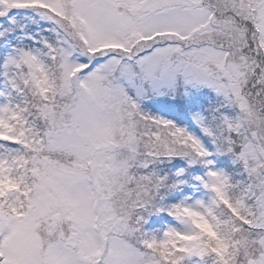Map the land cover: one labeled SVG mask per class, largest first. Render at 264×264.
Returning <instances> with one entry per match:
<instances>
[{"label": "snow or ice", "instance_id": "snow-or-ice-1", "mask_svg": "<svg viewBox=\"0 0 264 264\" xmlns=\"http://www.w3.org/2000/svg\"><path fill=\"white\" fill-rule=\"evenodd\" d=\"M0 264H264V0H0Z\"/></svg>", "mask_w": 264, "mask_h": 264}]
</instances>
